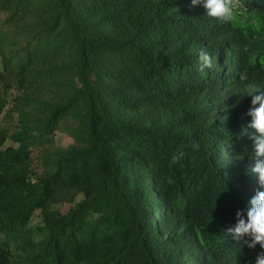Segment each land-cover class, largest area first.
Wrapping results in <instances>:
<instances>
[{
    "label": "trees",
    "instance_id": "16d2710c",
    "mask_svg": "<svg viewBox=\"0 0 264 264\" xmlns=\"http://www.w3.org/2000/svg\"><path fill=\"white\" fill-rule=\"evenodd\" d=\"M244 4L0 0V264H255L224 235L264 190L231 82L264 88V0Z\"/></svg>",
    "mask_w": 264,
    "mask_h": 264
},
{
    "label": "clouds",
    "instance_id": "9594fccd",
    "mask_svg": "<svg viewBox=\"0 0 264 264\" xmlns=\"http://www.w3.org/2000/svg\"><path fill=\"white\" fill-rule=\"evenodd\" d=\"M191 3L193 6L202 5L208 17L223 24L233 23L246 10L244 0H191ZM198 61L201 72L213 66L212 57L204 47L198 52ZM249 81L250 76L245 69L237 73L231 82L243 86L251 98L246 112L251 117L248 126L255 130L250 136L254 159L251 171L257 174L260 189H264V88L253 87ZM192 147L198 150L199 145L194 143ZM176 160L177 156L174 155L173 161ZM224 235L252 250L259 245L261 251L256 255L255 264H264V190L255 192L249 207L237 210L235 224L227 227Z\"/></svg>",
    "mask_w": 264,
    "mask_h": 264
},
{
    "label": "rangeland",
    "instance_id": "374dc122",
    "mask_svg": "<svg viewBox=\"0 0 264 264\" xmlns=\"http://www.w3.org/2000/svg\"><path fill=\"white\" fill-rule=\"evenodd\" d=\"M2 68H3V65H2V60L0 58V70H2ZM66 140L68 141V139H66Z\"/></svg>",
    "mask_w": 264,
    "mask_h": 264
}]
</instances>
